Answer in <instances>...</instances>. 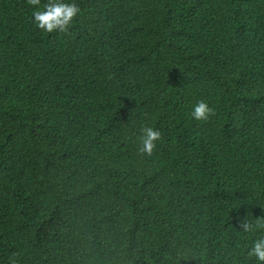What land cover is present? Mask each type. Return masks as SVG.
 <instances>
[{"label":"trees","instance_id":"16d2710c","mask_svg":"<svg viewBox=\"0 0 264 264\" xmlns=\"http://www.w3.org/2000/svg\"><path fill=\"white\" fill-rule=\"evenodd\" d=\"M76 2L46 34L0 0V264H254L264 0Z\"/></svg>","mask_w":264,"mask_h":264},{"label":"clouds","instance_id":"9594fccd","mask_svg":"<svg viewBox=\"0 0 264 264\" xmlns=\"http://www.w3.org/2000/svg\"><path fill=\"white\" fill-rule=\"evenodd\" d=\"M32 9V21L35 26L46 34L67 32L81 14L76 0H28ZM213 114L212 108L203 100L192 109L191 116L196 121H207ZM161 139V133L154 127L142 126L140 129L139 152L151 156ZM264 208V206H260ZM241 231L233 228L238 235L249 241L246 256L254 264H264V218H256L251 213L240 221Z\"/></svg>","mask_w":264,"mask_h":264}]
</instances>
